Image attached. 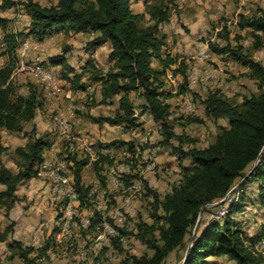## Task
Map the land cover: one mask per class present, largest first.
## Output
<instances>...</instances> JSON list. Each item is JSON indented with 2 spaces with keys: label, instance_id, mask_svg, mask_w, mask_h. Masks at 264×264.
Instances as JSON below:
<instances>
[{
  "label": "trees",
  "instance_id": "16d2710c",
  "mask_svg": "<svg viewBox=\"0 0 264 264\" xmlns=\"http://www.w3.org/2000/svg\"><path fill=\"white\" fill-rule=\"evenodd\" d=\"M132 1L58 0L57 4L50 6H43L35 0H27L25 3L31 18L29 36L42 39L59 29L75 34L97 33L85 44L84 50L88 54L95 53L110 42L108 60L112 64L106 70L90 62L77 73L66 59L69 46L65 47V53L49 58L51 65L63 66L65 80L83 88L79 82L90 74L92 81L101 83V102L118 104L114 115L94 117L95 123L123 126L127 129L138 127V108L130 97L131 92H138L143 99L139 113H149L159 125L163 146L170 147L173 139H179L180 145L173 146L174 153H178L181 159L190 161L188 165L181 164L182 177L179 184L162 197L149 188L144 180L145 186L149 188V195L157 205L152 214L155 219L153 223H138V240L152 253L137 255L120 250L118 260L110 261L109 264H166L170 254L184 245L185 238L196 226L200 213L214 212L220 208L226 209V214L220 219L210 220L207 225H199L187 260L184 261L185 254L179 264H218L214 258L223 256L236 264H264V256L254 254L247 246L246 239L249 237L235 218L246 206L242 192L238 200H225L211 208L207 206L226 197L236 180L246 177L247 170L260 158L263 161L253 169L240 189L264 178V64L254 59L242 43L233 45L228 35L225 45L216 42L209 44L212 53L228 56L251 70L253 77L261 82L262 91L245 97L240 106L232 104L220 89L192 92L201 101L207 117L227 119L229 125L222 127L215 142L208 146L198 147L195 139H187L194 144L185 150L182 136H178L173 129L172 104L168 101L173 95L164 90L167 69L178 64L177 58L164 51L166 35L162 34L161 29L163 24L170 21V5L166 0H161L148 5L144 13H135ZM14 4L9 2L0 7L5 9ZM147 15L152 23L145 25ZM0 25L7 32V48L4 53L9 57V63L0 69V184L5 186L0 189V207L3 206L9 212L19 200V187L37 176V167L44 159V151L50 143L47 135L36 134L26 146L18 147L16 153L22 156V161L18 163L17 172H13L3 161L7 147L2 141V130L23 132L25 124L36 119L43 101L36 90L27 94L17 93L11 76L16 68L13 54L19 47L18 38L21 33L7 31L8 19L2 16ZM238 26L241 30H250L254 48L264 46V7L258 8L252 15L241 14ZM237 39H242V36L238 35ZM154 61H158L159 68L154 66ZM182 63L187 69V63ZM190 91L187 83L180 95ZM190 121L202 122L191 117ZM109 145L127 147L132 153L131 161L134 165L139 163V157L145 149L132 140H113ZM68 159L74 185L81 198H84L92 187L82 175L88 158L78 159L77 154H74L68 155ZM101 160L109 164L113 162L104 156ZM94 169L100 173L98 162L94 163ZM259 191L264 202V182L260 183ZM57 231L55 224L50 238L38 248L24 245L21 241H14L13 248L17 249L16 254L24 264H41L38 259L54 245ZM12 232V225L4 231L0 229V242H6ZM263 236L264 226L258 240ZM33 253L38 254L33 256Z\"/></svg>",
  "mask_w": 264,
  "mask_h": 264
},
{
  "label": "rangeland",
  "instance_id": "374dc122",
  "mask_svg": "<svg viewBox=\"0 0 264 264\" xmlns=\"http://www.w3.org/2000/svg\"><path fill=\"white\" fill-rule=\"evenodd\" d=\"M35 1H38L43 6H50L58 3V0ZM159 1L161 0H152V4ZM166 1L170 5L171 17L168 23L162 25V34L166 35V46L164 51L165 53H169L172 57L177 58L178 62L180 59L184 58L189 51L198 50L211 42L225 45L229 38V41H231L233 45L242 43L254 59L264 64V46L254 48V41L250 30H241L238 26L239 16L241 14L252 15L256 13L258 8L264 7V0ZM9 2H14V6L5 9L0 7V16L8 19L7 31L10 33H21L18 38V49L21 47L23 41L26 39L29 41V52L24 59L25 62L27 64L38 63L52 69L58 78L59 93L47 97L44 88L41 87L39 78L32 72L28 70H19L17 67L11 76V81L16 86L18 94H27L29 91L33 90L39 93V98L43 101V106L40 108L38 114L46 115L48 126L50 127V131L48 129L45 130L46 133L53 134L52 136L56 138L59 136L51 127L53 116L57 112L62 111L69 117L71 123V137L63 138L59 136L60 138H57L58 147L60 149L58 154L61 159H65L68 162V155H78V153L85 158L86 154L81 150L83 139L87 141V143L95 145L98 148L97 151H100L99 149L104 146L110 147L109 143L113 140H132L139 146L145 147L138 162L144 163L150 160L154 163V169L144 175V180L147 181L148 187L158 192L161 197L172 192L179 184L182 177L181 164L188 165L190 161L188 159L183 160L178 153H174L173 146L176 147L180 145L179 139H173V145L170 147L163 146V136L159 125L153 120L149 113L143 115L139 113L140 106L143 103L140 94L138 92L130 93L131 99L138 108V127L127 129L123 126L98 124L93 121L94 117L114 115L118 109V104H104L101 102V83L92 81L90 74L80 80L79 85H82L83 88H79L76 84L63 78V66L51 65L50 56L65 53V47L69 46L66 59L68 63L76 69L77 73H80L82 68L89 65L90 62L95 63L102 69H108L112 63L107 58L105 48L100 49L96 58L92 56L88 57V55L92 54L87 55L84 50L85 44L87 43L86 38H90L92 32L75 36V34L71 32L59 29L42 39L29 36L28 26L31 18L25 7L27 0H0V6ZM150 23L151 20L148 18L145 19V25ZM164 29H166V32H164ZM6 33V30L0 25V69L9 63V57L4 53L7 48ZM226 35H228V38H226ZM238 35H241L242 39L238 40ZM18 49L15 54H13L16 61L19 53ZM222 59H224L223 62L233 61L228 58V56H223ZM216 60H214L215 67H217ZM182 62L181 60L176 67L177 84L169 85L165 83L164 90L167 94L173 95L172 98L168 99L172 104L173 129L178 136H182L183 147L187 150L194 144L187 139H195L198 147H205L215 142L222 127H228L229 125L227 119L215 120L207 117L201 101L198 97H195L192 92L203 93L210 89H220L222 94L232 104L240 106L245 97L251 96L252 94H259L262 89L260 88L261 82L253 77L251 70L236 61L230 65L223 63L225 64L226 72L217 82L201 85L197 89H193L189 92L196 106V111L194 113H189L185 108L184 94L180 95L181 89H185L187 86V78L185 77L186 69L182 66ZM154 66L159 68L158 61H154ZM71 76L74 77V74H71ZM53 102H55L56 105H54ZM190 117L198 118L202 122L190 121ZM76 119H78V122H76ZM25 127L28 129L25 131L26 135L37 134L36 129L32 128L33 125L26 123ZM41 133L38 135H41ZM31 139L32 137H30L28 141ZM70 142L75 145L76 149L68 151ZM117 147L119 148L120 146H116V148ZM101 157L103 156L97 155V162L102 172L109 163L101 160ZM5 160L12 171L17 172L19 169L18 163L22 161V156L17 153L14 156L11 153H7ZM262 161L263 159H258L247 170V174L255 169ZM89 172L92 173L91 171ZM244 178L236 180L232 192L226 199L227 201H229V198L233 197L234 192L236 193V191L241 188L240 186L245 181ZM263 182L264 178H262L261 181L251 182L246 188L241 189V195H244L246 206L243 211L235 216L239 226L249 237V239H246V244L251 248L259 241L258 236L261 234L264 226V202L260 197L259 191V185ZM148 187L144 184L145 191L138 197L135 201L136 203L134 202L136 213L133 218L130 219V223L128 224L129 228L125 231V234L128 235L134 245V249L131 252L137 255H142L146 252L152 253L151 250L147 249L146 246L138 240L137 230L139 222L153 223L155 221L152 214L157 202L149 195ZM4 188L5 186L0 184V189ZM27 189L28 191L32 190L28 186ZM25 201L30 202L32 205L34 204V201H29L28 196ZM218 205L219 204L214 206ZM214 206H210V208ZM221 210H223V208L205 214L202 212L200 225H207L212 219H220L218 215ZM58 212L61 214L59 208ZM1 213L4 215L8 213L3 206L0 207V214ZM159 213L161 214L162 211H159ZM46 221V217L39 215L36 221V230L27 235V239L31 237L34 241L36 232H39L42 236L41 238L38 237L37 241L41 240L42 242L43 239H46L50 233V231L45 228ZM12 226L14 227L15 224H12ZM194 232L195 226L186 236L184 245L179 250L170 254L166 264H179V261H181L186 254L190 239L194 235ZM83 242L84 241L80 238V243H82V245H84ZM66 257L70 256H65L63 258ZM58 259L48 261L53 262ZM117 260L118 259L113 261ZM214 260H216L218 264H236L235 261L226 256L214 258ZM5 261L9 262L10 260L6 259ZM110 261L109 259L106 260L105 264H109ZM22 263V261L17 260L10 261V264Z\"/></svg>",
  "mask_w": 264,
  "mask_h": 264
},
{
  "label": "built area",
  "instance_id": "2783aa9c",
  "mask_svg": "<svg viewBox=\"0 0 264 264\" xmlns=\"http://www.w3.org/2000/svg\"><path fill=\"white\" fill-rule=\"evenodd\" d=\"M29 46L27 39L22 42L18 49L16 67L36 75L46 96H54L55 93H59L58 78L48 67L25 62ZM222 58L223 55L217 56L211 52L209 44L198 50L189 51L178 64L167 69L165 83L177 84L176 67L181 60L188 65L186 78L191 90L217 82L226 72L223 63L227 65L234 63V60L223 62ZM184 101L186 110L194 113L196 106L189 92L184 95ZM136 116H139L137 111ZM51 127L60 137H71V123L66 113L57 112L53 116ZM81 146V150L91 162H97V155L108 157L113 161L103 170L106 186H92L87 196L81 198L72 180L73 171L69 160V164L67 160L61 163L46 158L40 162L36 177L48 184L50 201L61 211L57 221L58 231L54 235V245L39 257L40 263L71 256L75 264H105L108 259L111 261L118 259L120 250L134 249L125 231L129 228L130 219L136 213L134 202L145 191L144 175L154 169L153 161L147 160L134 165L131 161L132 153L126 147L104 146L97 151L95 145L87 143L84 139ZM74 149H76L75 145L70 142L68 151ZM240 193L239 188L229 200H238ZM226 212L227 210L223 209L218 216L223 217ZM45 226L50 227L52 224L47 221ZM80 238L84 241V245L80 243ZM251 249L254 254L264 256V236Z\"/></svg>",
  "mask_w": 264,
  "mask_h": 264
},
{
  "label": "crops",
  "instance_id": "0c3cea01",
  "mask_svg": "<svg viewBox=\"0 0 264 264\" xmlns=\"http://www.w3.org/2000/svg\"><path fill=\"white\" fill-rule=\"evenodd\" d=\"M150 4H152V0H133L132 9L135 13H144L147 9V6ZM147 18L150 20L148 15L146 16V19ZM161 29H163V26H161ZM164 32H166V29H164ZM81 34L82 33L75 34V36H80ZM91 34L92 36L90 38H86V42L95 37L97 33L92 32ZM103 48H105L108 58L109 52L111 50L110 42H107L104 46L100 47L92 55H88L87 53L88 57L92 56L93 58H96L100 49ZM53 104L56 105L55 102H53ZM47 121L48 119L46 115L38 114L36 119L32 122H29V124L33 125L32 128H36L37 134H40L42 132L41 134L47 135V139L50 144L45 149L43 157L50 161L63 163L66 160L61 159L58 154L60 152V149L58 147V139L60 137L58 136L57 139L56 137L52 136L53 134L45 132L46 129L50 131V127L48 126ZM76 122H78V119H76ZM26 130H28L26 129V127L24 128V131L20 133L10 132L6 129L2 130V141L3 144L7 147V151L3 155V161L5 165L10 169L11 167L6 164L5 156L7 153H11L14 156L18 147L26 146V144L29 142L28 140L30 139V137L33 136L32 134L26 135ZM77 156L78 159H83L81 154L78 153ZM95 162L96 161L91 162L88 159V164L83 168L82 175L85 178L86 182L90 183L92 186L105 187L106 181L103 175V171H100L99 174L95 171ZM89 171H91L92 173H90ZM71 175L73 176V173H71ZM27 186L30 187L32 190L28 191ZM17 195L19 200L15 204V206L7 214L5 213L6 215L2 213L0 214V229L2 231L6 230V228L11 226L12 224H15V226L13 227V232L9 235V239L6 242H0V261L2 264H10V261L12 262L13 260L22 261V264H24V261L19 257L18 254H16L17 249L13 248V242L21 241L24 245H34L36 248L44 245L47 239L50 238L53 232V227L55 224H57V221L60 217L58 207L52 204L50 201L48 184L45 181L39 179L38 177H34L27 183L22 184L17 191ZM27 196L29 198V201H34L33 205L30 204V202L25 201ZM39 215H43L44 217H46L47 221H50L52 224V227L49 228L45 226V228L48 229L50 233L49 236L46 239H43L42 242L40 239V241H37L38 237H42L39 232L35 233L36 241H33L31 237L30 239H27L26 237L27 235L34 232V230H36V221ZM37 254L38 253H33V256H36ZM6 259L10 261L6 262ZM41 264H75V262L73 257L70 256L66 258L62 257L61 259H58L53 262L46 261Z\"/></svg>",
  "mask_w": 264,
  "mask_h": 264
},
{
  "label": "water",
  "instance_id": "95a60500",
  "mask_svg": "<svg viewBox=\"0 0 264 264\" xmlns=\"http://www.w3.org/2000/svg\"><path fill=\"white\" fill-rule=\"evenodd\" d=\"M257 160H258V159H257ZM252 171H253V170H251L250 173H251ZM250 173H248V174L246 175V177L244 178V180L248 178V176H249ZM239 185H240V184H239ZM232 190H233V189H231V190L229 191V193L226 195V197H224V198L221 199L220 201H218V202H216V203L209 204V205H207V206L210 207V206H214V205H217V204H219V203H222L223 201H225V200L227 199V197H228L229 194L232 192ZM201 215H202V212L200 213L199 218H198V220H197V223H196V226H195V232H194V235H193L192 238L190 239V243H189L188 249H187V251H186V256H185V258H184V261H186L187 258H188V255H189V252H190V248L192 247L193 241H194V239H195V237H196V234H197V231H198V229H199V225H200V217H201Z\"/></svg>",
  "mask_w": 264,
  "mask_h": 264
}]
</instances>
